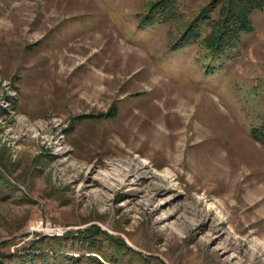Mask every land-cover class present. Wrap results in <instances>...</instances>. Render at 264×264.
Masks as SVG:
<instances>
[{
    "label": "rangeland",
    "instance_id": "374dc122",
    "mask_svg": "<svg viewBox=\"0 0 264 264\" xmlns=\"http://www.w3.org/2000/svg\"><path fill=\"white\" fill-rule=\"evenodd\" d=\"M213 1L0 0L5 261L264 264V8L218 51Z\"/></svg>",
    "mask_w": 264,
    "mask_h": 264
},
{
    "label": "trees",
    "instance_id": "16d2710c",
    "mask_svg": "<svg viewBox=\"0 0 264 264\" xmlns=\"http://www.w3.org/2000/svg\"><path fill=\"white\" fill-rule=\"evenodd\" d=\"M262 8H264V0H214L211 8H205L204 15L208 13L210 15L212 11L218 10L219 16L217 19L208 18L211 31L204 39L205 45L209 49L218 51L234 45L242 32L251 30L250 13L255 9ZM194 27L195 24H190L188 30H192ZM46 240L48 239L40 237L31 241L30 247L23 251L8 254V261L4 260L7 254L0 251V264H60L59 257L54 254L58 253L57 251L53 250L54 255H51L41 246ZM8 245L9 243L6 241L0 242V248H5ZM28 250L32 252H28Z\"/></svg>",
    "mask_w": 264,
    "mask_h": 264
},
{
    "label": "bare ground",
    "instance_id": "6f19581e",
    "mask_svg": "<svg viewBox=\"0 0 264 264\" xmlns=\"http://www.w3.org/2000/svg\"><path fill=\"white\" fill-rule=\"evenodd\" d=\"M108 166L109 167L106 169V171H100L101 173L99 174V177L104 182L105 185H107L109 188L112 189L124 185L136 186L138 184L137 182L139 181L137 178L133 179L132 177H134L137 174L145 178L150 177L148 172L144 170L145 169L144 165L142 164L138 165L132 160L129 162H123L122 165H118V167L116 168L113 162H111ZM164 202L165 203L171 202V199H166ZM163 217L165 219L170 218L169 215Z\"/></svg>",
    "mask_w": 264,
    "mask_h": 264
}]
</instances>
